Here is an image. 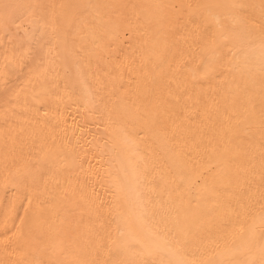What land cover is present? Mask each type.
I'll use <instances>...</instances> for the list:
<instances>
[{"label":"bare ground","instance_id":"obj_1","mask_svg":"<svg viewBox=\"0 0 264 264\" xmlns=\"http://www.w3.org/2000/svg\"><path fill=\"white\" fill-rule=\"evenodd\" d=\"M0 264H264V0H0Z\"/></svg>","mask_w":264,"mask_h":264}]
</instances>
